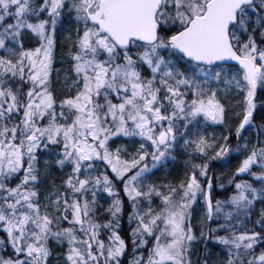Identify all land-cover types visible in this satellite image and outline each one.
Returning <instances> with one entry per match:
<instances>
[{
	"label": "snow or ice",
	"instance_id": "snow-or-ice-1",
	"mask_svg": "<svg viewBox=\"0 0 264 264\" xmlns=\"http://www.w3.org/2000/svg\"><path fill=\"white\" fill-rule=\"evenodd\" d=\"M0 264H264V0H0Z\"/></svg>",
	"mask_w": 264,
	"mask_h": 264
},
{
	"label": "trees",
	"instance_id": "trees-1",
	"mask_svg": "<svg viewBox=\"0 0 264 264\" xmlns=\"http://www.w3.org/2000/svg\"><path fill=\"white\" fill-rule=\"evenodd\" d=\"M59 51V49H58ZM259 112V110H258ZM259 115H257V120H259ZM233 142H235V135H233L232 137ZM184 159H178L174 162H170L167 165L162 166L158 171H154L152 173V177L151 178H157V177H163L166 174V169L170 168L171 169V174L169 176V178H172L173 176L179 178L180 175H182L183 171H184ZM237 164V158L233 157V159L228 160V161H221V162H217V163H213L212 164V171L214 173H216L217 175H223L224 176V180H227V173L230 171L234 170L235 165ZM57 176H59V173H55ZM223 182V181H221ZM54 245V243H53ZM58 246H56L54 248V252H58Z\"/></svg>",
	"mask_w": 264,
	"mask_h": 264
},
{
	"label": "rangeland",
	"instance_id": "rangeland-1",
	"mask_svg": "<svg viewBox=\"0 0 264 264\" xmlns=\"http://www.w3.org/2000/svg\"><path fill=\"white\" fill-rule=\"evenodd\" d=\"M53 243H54V245H53V249H54L56 247V244H55V242H53ZM58 249H59V250H57L58 252L61 251V249L59 247H58Z\"/></svg>",
	"mask_w": 264,
	"mask_h": 264
}]
</instances>
